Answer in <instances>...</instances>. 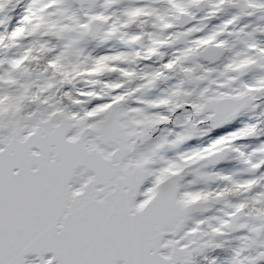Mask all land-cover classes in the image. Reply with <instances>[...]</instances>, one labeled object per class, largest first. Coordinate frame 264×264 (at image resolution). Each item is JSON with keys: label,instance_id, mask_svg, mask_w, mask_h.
<instances>
[{"label": "snow or ice", "instance_id": "1", "mask_svg": "<svg viewBox=\"0 0 264 264\" xmlns=\"http://www.w3.org/2000/svg\"><path fill=\"white\" fill-rule=\"evenodd\" d=\"M0 264H264V0H0Z\"/></svg>", "mask_w": 264, "mask_h": 264}]
</instances>
